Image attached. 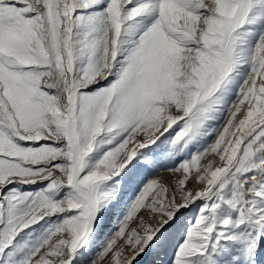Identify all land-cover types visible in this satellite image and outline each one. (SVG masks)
Wrapping results in <instances>:
<instances>
[{"label":"snow or ice","instance_id":"6c2138e0","mask_svg":"<svg viewBox=\"0 0 264 264\" xmlns=\"http://www.w3.org/2000/svg\"><path fill=\"white\" fill-rule=\"evenodd\" d=\"M0 264H264V0H0Z\"/></svg>","mask_w":264,"mask_h":264},{"label":"rangeland","instance_id":"374dc122","mask_svg":"<svg viewBox=\"0 0 264 264\" xmlns=\"http://www.w3.org/2000/svg\"><path fill=\"white\" fill-rule=\"evenodd\" d=\"M208 159H211V158H208ZM202 163H207V159L205 161H203ZM161 175L164 176V177H168V173H166V172L162 173Z\"/></svg>","mask_w":264,"mask_h":264}]
</instances>
